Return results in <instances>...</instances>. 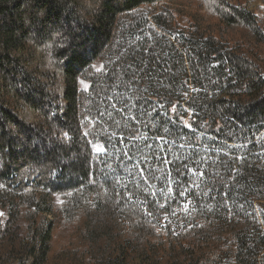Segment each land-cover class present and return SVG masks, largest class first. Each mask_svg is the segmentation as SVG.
<instances>
[{
    "label": "trees",
    "instance_id": "16d2710c",
    "mask_svg": "<svg viewBox=\"0 0 264 264\" xmlns=\"http://www.w3.org/2000/svg\"><path fill=\"white\" fill-rule=\"evenodd\" d=\"M233 29L264 44V0H0V264H264V51Z\"/></svg>",
    "mask_w": 264,
    "mask_h": 264
},
{
    "label": "rangeland",
    "instance_id": "374dc122",
    "mask_svg": "<svg viewBox=\"0 0 264 264\" xmlns=\"http://www.w3.org/2000/svg\"><path fill=\"white\" fill-rule=\"evenodd\" d=\"M197 9H198L199 15H202L204 7L201 6V7H198ZM208 20H211L210 21L211 23H214L215 22L214 21V18H208ZM229 35L233 39L238 40L240 44H242L244 42H247L248 43V46L246 47V49H248L249 51H264V44H259V43L254 44L253 41H250L249 39H247V36H246L247 33L243 29H233V30H230L229 31ZM259 57H260V59H264V57H261L260 55H259ZM93 66H94V68L96 70H99L101 68V65H100V62L99 61H97ZM78 86H79L80 89H85L86 90L87 83L84 80H79ZM93 149H94V152L95 153H98V154H101V153L104 152L103 146L101 144H99V143H95L94 146H93ZM2 214H3L2 211H0V225L2 224V222H1ZM63 234H64V232H63ZM59 241L60 240H58L57 242H55L54 245H56ZM219 264H230L228 262V257L222 256L221 261H220Z\"/></svg>",
    "mask_w": 264,
    "mask_h": 264
}]
</instances>
